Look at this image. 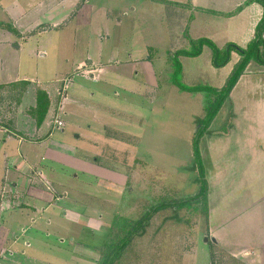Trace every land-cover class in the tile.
<instances>
[{"label": "rangeland", "instance_id": "1", "mask_svg": "<svg viewBox=\"0 0 264 264\" xmlns=\"http://www.w3.org/2000/svg\"><path fill=\"white\" fill-rule=\"evenodd\" d=\"M97 1L108 8L117 0H95ZM130 1L137 10L126 19L117 15V12L111 11L108 19H104L102 14H99L90 27H85L83 24L75 26V32L70 37L76 43L73 47L70 44L71 48L67 49L66 44L70 41L67 36H61L60 39L65 41L61 42L65 47L62 52L69 56L73 50L74 60L82 56L86 57L87 48L90 47L86 43L89 34L92 35L93 50L96 47L98 49L99 35L104 34L108 35L111 41H116L117 36L120 35L121 44L124 43L122 47L127 46L125 42L129 39L131 42L139 43L133 38V32L137 30V33L144 37L141 42L145 40L153 47L150 48L152 50H148V55L153 62L156 80L148 86L141 85L142 91L145 92L142 95L144 97L130 95L125 101L122 97L114 99L111 95L113 91L108 88L103 89L100 83L89 80H93L94 74H87L86 71L97 69L86 64L79 67L77 71L79 75L73 80H64L65 75L58 78H62L63 82H60L58 89V102L65 91L66 82L69 87L68 94L71 93L70 85L73 82H80L87 93L98 89L106 90L104 92L108 98L103 99V102L118 112H113L109 117L108 129L104 130L103 136L95 142L93 153L90 149L91 153L85 158L89 168L84 167L82 172L79 169L80 165L66 160V157H63L61 162L53 163L43 156L41 145L43 142L49 143L50 137L39 138L35 134L25 137L26 134H20L32 150L36 151L37 160L42 157L41 162L38 161L32 167L31 178L39 179L38 173L42 172L45 178V181L44 179L42 181L43 189L47 197L52 199L50 204L53 205V202L57 204L52 206L53 210L49 208L52 214L50 227L39 228L40 233L37 234L36 239L31 240L30 248L24 244L21 248L24 253L19 251L13 256V260H16L13 264H101L118 240L124 237L145 213L156 206L194 197L200 190L191 148L193 136L198 128L197 121L203 118L207 105L214 99V94L208 89L221 90L225 86L239 62V56L236 52H231L228 64L222 68L212 66V51L206 46L197 57L176 56L178 51H189L192 48L190 42L192 39L185 34L184 43L172 38L174 42L172 45L167 39L166 42H160V39L163 38V34H168L167 31L178 37L180 32L178 19L170 22L178 27L163 23L161 18L165 15L163 13L165 6H162L158 0ZM171 1L190 5L189 0ZM195 1L198 6L204 5L212 11L222 12L220 15L208 12L212 18L208 15L205 17V23H210L208 18L212 20L211 28L218 35L215 40L209 39L217 49L223 50L229 43L240 48L246 47L248 36L245 37V34L250 28V18H253V23L256 17L252 10L248 9L238 16L235 15L238 14L237 9L240 8L241 12L247 7L243 4L248 0ZM169 5L171 8L178 7L174 4ZM256 5L261 8L259 4ZM225 11L227 13H224ZM248 11L250 14H247ZM232 17L234 19L230 22L229 19ZM1 19L4 18L0 14ZM118 20H121V23ZM238 26L239 31L236 30ZM197 27L200 30V23H197ZM68 28L72 29L73 26ZM177 28L179 32L176 31ZM186 31L188 32L187 29ZM197 34H200V31H197ZM180 35L182 36L181 33ZM168 36L169 39L172 37ZM105 43L101 45L105 50L102 58L110 54L112 42ZM61 56L62 54L59 55ZM156 62L161 63L160 68L156 67ZM5 69H8L7 65ZM77 72L73 73L77 74ZM80 74H83V77ZM251 76H256L257 80L262 78L257 73ZM51 83L52 85L47 83L50 90L56 86L55 82ZM41 84L45 86V80ZM178 84L187 88H203L204 91H184L178 87ZM14 95L16 96V93L10 88L0 90V122L5 118L13 119L12 122H15L17 108L20 107L18 123L21 127H26L25 124L28 122L26 113L21 100L17 101L18 98ZM262 102L264 100H258L256 97H252L247 102L248 106L253 107L251 112L254 118L264 119ZM224 104L207 128V132L225 133L231 126V119L228 117V114H231L230 105L224 106ZM119 111L133 117H141L142 121H135L134 118L130 120L131 122L124 121L126 118L119 116ZM47 121L53 123L51 128L54 130V136L50 141H57L58 148L69 145L65 150L73 152L76 156H83L84 151L89 150L87 147L91 145L89 140L75 139L80 132L69 131L66 128V132L62 134L60 132L62 127L57 129L54 126L55 121H61L58 105ZM96 128L98 129L94 136L100 131L99 126ZM260 139L263 140L262 130ZM210 182L213 186L211 180ZM19 197V205L23 206L22 196ZM231 199L232 197L229 202ZM214 201H211V206L216 209ZM206 203L208 205L207 192ZM45 206L49 207L48 204H44ZM234 208H238L237 204ZM232 213L234 212H226L223 215L230 217ZM235 214L239 213L235 212ZM46 219L45 215L41 218L42 221ZM220 223L223 222L210 217L209 208L206 212L203 201L183 208H162L150 218L143 234L135 237L126 247L116 264H264V221L261 218H257L255 223L258 224V228L254 231L239 228L234 229L232 235L228 233L223 235L221 229L225 230L226 227L225 224ZM212 224L218 228L211 226ZM0 264L6 262L2 261Z\"/></svg>", "mask_w": 264, "mask_h": 264}, {"label": "crops", "instance_id": "2", "mask_svg": "<svg viewBox=\"0 0 264 264\" xmlns=\"http://www.w3.org/2000/svg\"><path fill=\"white\" fill-rule=\"evenodd\" d=\"M159 1L162 6H165L164 10L162 7L165 15H162L161 21L167 26H179L180 28V32L179 28L176 30L179 32L178 37L167 31L168 34H163L160 42H166L167 39L172 45L174 44L172 38H176L179 39V42L184 43L185 34L192 41L201 38L217 39L218 35L211 28L212 20L208 18L211 23L209 25L210 23H205V17L208 15L212 18L208 12L220 15L221 11H212L211 8L204 5L203 7L198 6L195 0H189L190 5L171 0ZM169 4L178 7L171 8ZM247 9L252 10L256 17L255 22L252 23L253 18L249 16L251 24L245 34V37L248 36L246 38L248 44L253 39L255 26L262 15V8L254 3L248 5L241 12L236 10L238 14L235 16L242 14ZM136 10L137 8L130 0H117L113 6L108 8L95 0H0V14L4 18L0 20V90L10 88L16 93L14 96L18 98H16L17 101L21 100L28 121L25 124L26 127L19 125L20 107H18L15 122H12L13 119L7 118L0 122V263L5 261L6 264H13L16 261L13 260V256L19 251L24 253L21 251L24 244L30 248L31 240L36 239L37 234L40 233L39 228L50 227L52 214H50L49 208L52 209V206L57 204V202H53V205L50 204L52 199L47 197V193L43 189L42 181L43 179L45 181L43 173H38L39 179L31 178L32 167L38 161L41 162L42 157L37 160L36 151L32 150V147L20 137V134H26L25 137L32 134L39 138L50 137L49 143L43 142L41 145L43 156L53 163L61 162L62 158L66 157V160L74 161L75 164L80 165L79 169L82 172L84 167L89 168L85 158L91 153L90 149L93 153L95 142L103 136L104 130L108 129L109 117L117 111L103 102V99L108 98L104 92L106 90L98 89L87 93L80 82H73L70 85L71 93L69 94L66 82L65 91L58 102L57 93L60 82H62V78H58L65 75L64 80H73L75 76L79 75L77 72L79 67L86 64L93 69H98L93 73V80H89L93 83H100L104 87L103 89L108 88L111 92L113 91L111 95L114 99L122 97L125 101L130 95L144 97L142 95L145 92L142 91L141 85L148 86L149 83L156 80L153 62L148 55V50H152L150 48L153 47L149 46L151 44L145 40L141 42L144 37L142 38L137 30L133 32V38L139 43L131 42L129 39L125 42L127 46L122 47L121 45L124 43L121 44L120 35L117 36L116 41H111L110 37L104 34L103 36L99 35V46L94 50L91 49L94 46H91L92 35L89 34V40L86 39L87 46H90L87 48L88 53L86 57L82 56L76 60L72 56L73 50L69 56L62 52L65 47L61 42L65 41L60 39L61 36H67L70 42L66 44V48L69 49L76 44L73 39H70L75 32V26L83 24L85 27H90L99 14H102L104 19H108L111 11L117 12V15L126 19ZM169 11H172L173 14ZM247 14H250L249 11ZM173 19H178V26H173L170 23ZM233 19L234 17L229 21L232 22ZM118 22L121 23V20ZM197 23H200V30ZM70 26L73 28L69 29ZM236 28L239 31V26ZM197 31H200V34H197ZM168 35L172 37L169 39ZM108 41L112 42L110 54H106L102 58L105 50L101 48V45ZM97 52L99 53L95 55ZM93 53L94 55H92ZM60 54H62L61 57H59ZM59 58H61V66ZM160 64V62H156V67L160 68ZM5 65L8 69H5ZM251 69L253 71L250 72ZM74 71L77 74L73 73ZM71 73L73 74L70 75ZM255 73L260 74L262 78L257 80L256 76H251ZM80 75L83 77V74ZM44 80L46 87L41 84ZM51 82H55L56 86L50 90L47 83L52 85ZM37 90L46 94L45 105L47 106L46 113L39 125L31 116L32 110H35L37 106ZM252 97L264 100V66L254 63L247 66L231 90L227 101L225 104L223 103L224 106L230 105L231 114L229 113L228 117L231 119V126L229 129L225 133L208 131L199 141V154L208 190L207 208H209L210 217H215L216 220L223 222L220 224H225V230L221 229L223 226L220 228L223 235L231 234L234 229L239 228H248L254 231L258 228V224L255 223L257 218L264 221V119L253 117L251 112L253 107L248 106L247 103ZM96 99H98L97 102ZM56 104L58 105L59 118L63 122L60 132L64 134L68 128L69 131L80 132L75 139L89 140L91 145L87 146L89 150L84 151L83 156H76L73 152L66 151L65 147L69 145L58 148L57 141H50L54 136V130L51 128L53 123H49L47 120L55 112ZM251 104L256 105L255 103ZM18 105L20 106V103ZM262 106L264 107V102H262ZM118 115L126 118L124 121L127 122H131L130 120L133 118L135 121H142L141 117H133L123 111H119ZM96 126H99L100 131L98 135L94 136L98 129ZM64 127L65 129H63ZM261 130L262 141L260 139ZM58 140L60 141V139ZM210 180L214 184L213 186H211ZM4 194L5 196H3ZM12 195L14 196L12 197ZM19 196H22L23 206L19 205ZM211 201H214L216 209L211 206ZM44 204H48L49 207H44ZM236 204L237 210L234 208ZM226 212L234 213L229 217L226 214L223 215ZM235 212L239 214H235ZM48 214H50L49 219ZM44 215L47 219L42 221L41 218ZM211 226L217 227L213 224Z\"/></svg>", "mask_w": 264, "mask_h": 264}, {"label": "trees", "instance_id": "3", "mask_svg": "<svg viewBox=\"0 0 264 264\" xmlns=\"http://www.w3.org/2000/svg\"><path fill=\"white\" fill-rule=\"evenodd\" d=\"M259 4L262 8V15L260 20L255 26L253 39L246 45L245 48H240L235 44L229 43L225 46L223 50L217 49V47L212 43V41L208 39H198L196 42H191L192 48L188 50L178 51L176 56L182 57H197L201 54V50L203 47H208L212 51V61L211 64L214 68H222L226 66L230 60L231 52H236L239 56V62L237 66L233 70L232 74L229 76L225 86L221 90L217 89H208L209 92L214 94V99L210 102L206 109L205 115L203 118L197 121L198 128L195 132L192 139V155L194 159V166L197 168L200 190L194 197H189L187 199L178 201V202H170L165 205H160L152 208L149 212L145 213L135 224L131 227L130 230L122 237L118 242L112 247V249L107 253L104 260L101 264H116L121 255L123 254L126 247L130 245L133 239L137 236L143 234L146 226L150 218L162 210V208L172 207V208H183L187 207L192 203H198L203 201L205 203V208L207 212V203H206V192H207V184L204 178V170L201 162L200 154H199V141L201 137L207 133V128L212 123L213 119L218 114L220 108L222 107L225 100H227L231 90L237 83L238 79L241 75H243L247 66L250 63H255L258 66H264V0H248L243 5L248 6L250 4ZM241 9H237L240 11ZM180 66L178 65V69ZM178 71V70H177ZM178 87L184 91L190 92H201L204 91L203 88L195 87V88H187L178 84ZM207 91V90H205ZM36 99L37 106L35 110H32L31 116H33L37 122V125L40 124L43 116L46 113L47 106L46 102V94L41 91H36Z\"/></svg>", "mask_w": 264, "mask_h": 264}, {"label": "built area", "instance_id": "4", "mask_svg": "<svg viewBox=\"0 0 264 264\" xmlns=\"http://www.w3.org/2000/svg\"><path fill=\"white\" fill-rule=\"evenodd\" d=\"M97 70H88V71H86V73L87 74H93L94 71H97ZM54 126L58 129V128H61L63 126V124L61 121H55Z\"/></svg>", "mask_w": 264, "mask_h": 264}]
</instances>
